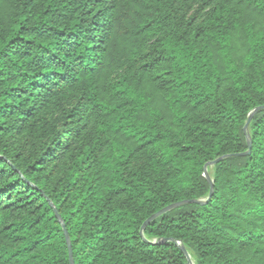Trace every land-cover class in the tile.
<instances>
[{"label": "trees", "instance_id": "obj_1", "mask_svg": "<svg viewBox=\"0 0 264 264\" xmlns=\"http://www.w3.org/2000/svg\"><path fill=\"white\" fill-rule=\"evenodd\" d=\"M63 226L73 264H264V0H0V264H70Z\"/></svg>", "mask_w": 264, "mask_h": 264}, {"label": "water", "instance_id": "obj_2", "mask_svg": "<svg viewBox=\"0 0 264 264\" xmlns=\"http://www.w3.org/2000/svg\"><path fill=\"white\" fill-rule=\"evenodd\" d=\"M259 108H256L254 109L250 115H249V118H248V121L250 120L251 118V115ZM247 124H245V128H246ZM250 147H251V144H250V141H248V151L246 152H243V153H239V154H235V155H245L247 153H249V150H250ZM234 155V154H233ZM228 155H225V156H221L219 158H216L215 160H212V161H209L207 162L203 169H204V176L206 177V179L208 180V182L210 183V193L209 195H211L212 193V187H213V181L212 179L209 177V174H208V167L209 166H213L215 165L217 162L221 161L222 159L226 158ZM204 200L202 199H192V200H182V201H179V202H176V203H172V204H169L167 206H165L164 208L160 209L159 211L155 212L154 214H152L151 216H149L142 224L141 226V229H140V234L142 235L143 234V230L145 228V226H147L150 222H152L153 220H155L156 218H158L160 215L180 206V205H183L185 203H203ZM57 216L59 217L58 213H57ZM63 230H64V235H65V238H66V242H67V246H68V255H69V261H70V264H73V256H72V249H71V244H70V239H69V236H68V233L66 232L65 230V227L63 226ZM165 240H172L170 238H166ZM181 247V250L183 251V253L185 254L186 258H187V263L186 264H194L189 253L186 251V249L183 247V246H180Z\"/></svg>", "mask_w": 264, "mask_h": 264}]
</instances>
